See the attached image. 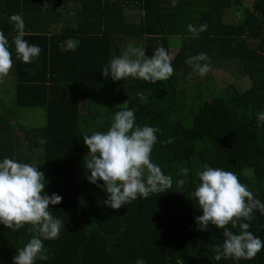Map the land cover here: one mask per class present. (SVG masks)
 <instances>
[{
    "label": "trees",
    "instance_id": "trees-1",
    "mask_svg": "<svg viewBox=\"0 0 264 264\" xmlns=\"http://www.w3.org/2000/svg\"><path fill=\"white\" fill-rule=\"evenodd\" d=\"M228 9H240L236 23L224 22ZM126 12H136L137 20H127ZM13 14L22 16L29 44L42 49L28 65L15 51ZM189 24L208 27L194 38ZM0 31L13 59L3 83L12 80V85L0 87V162L7 157L37 166L45 175V192L63 198L49 211L65 227L58 239L43 241L48 259L37 258L35 264H136L140 259L145 264H264V249L252 260H215L223 230L214 225L198 230L196 217L203 212L193 196L201 183L198 173L208 165L235 173L264 203V121L257 119L264 112V0H253L251 7L243 0H0ZM171 39H179V45L167 81L103 76L102 68L130 44L152 57L161 46L169 52ZM70 40L76 42L73 48ZM200 53L208 55L212 68L234 67L249 87L232 96L215 95L212 88L210 97L207 88L199 93L203 80L214 82L205 76L197 93L186 95L180 82L200 76L186 61ZM175 107L187 112L178 114ZM24 109L44 110V124L14 123V113ZM123 110H133L137 125L159 129L151 159L173 184L114 210L104 203L109 194L103 181L98 187L86 178L90 149L83 135L106 132ZM169 138L172 143H166ZM185 167L186 176L180 171ZM254 215L249 230L264 241V215L258 210ZM29 227L12 231L0 224V264H13L35 235Z\"/></svg>",
    "mask_w": 264,
    "mask_h": 264
},
{
    "label": "clouds",
    "instance_id": "clouds-1",
    "mask_svg": "<svg viewBox=\"0 0 264 264\" xmlns=\"http://www.w3.org/2000/svg\"><path fill=\"white\" fill-rule=\"evenodd\" d=\"M9 20L17 33L13 38L16 54L24 65L31 64L33 59L39 58L42 49L29 44L25 39V22L20 14L11 15ZM73 27L77 25L73 24ZM207 27L206 24L198 28L189 24L188 31L196 38ZM59 47L65 50L64 44ZM171 59L169 52L162 46L154 51L152 57H148L144 48L130 44L127 51L114 57L101 72L105 78L110 74L114 81L131 77L155 84L173 76ZM186 63L200 76L212 70L211 60L206 53L191 56ZM12 68L9 41L4 32L0 31V83L9 76ZM257 119L264 121V112H260ZM158 131L156 127L137 125L133 110H123L115 113L106 132L96 131L83 135L84 143L90 149L84 163L91 175L86 178L98 187L101 186L98 181H103L102 187L109 194L104 203L112 209L119 210L138 198L147 200L150 194L164 193L171 189L172 177L165 175L151 159ZM172 142L171 138L166 141ZM40 143L45 141L41 140ZM180 171L186 176L189 170L185 167ZM198 177L201 183L193 193L203 212L196 217L198 230L207 231L209 225L223 230V244L214 246V259H254L264 249V241L249 230L250 222L256 219V210L264 215V203L255 198L247 185L242 184L233 172L204 165ZM178 183L183 185L184 181ZM45 187V175L37 166L7 157L0 162V224L12 231L29 225V231L35 233L18 250L13 264H35L37 258L47 260L43 241L58 239L61 228L65 227L49 211L50 205L60 204L63 198L55 193L49 196ZM229 225L232 229L238 227L239 233H234ZM136 264L145 262L140 259Z\"/></svg>",
    "mask_w": 264,
    "mask_h": 264
},
{
    "label": "rangeland",
    "instance_id": "rangeland-1",
    "mask_svg": "<svg viewBox=\"0 0 264 264\" xmlns=\"http://www.w3.org/2000/svg\"><path fill=\"white\" fill-rule=\"evenodd\" d=\"M252 1L253 0H243V3L245 6L251 7ZM137 15H136V12H126V18L129 21H136L138 18ZM134 16H135V19H134ZM240 16H241L240 9H238V11H235L233 9H228L224 15V22H227L230 24L236 23ZM170 43L172 45L169 46V54H170L171 58H173L176 51H177V49L174 48V46L178 47L179 39H171ZM227 68L228 69H226V68H223V69L222 68H220V69L219 68H212V70L209 73H207L205 76H207V77L211 76L215 83L214 82H207V84H205L204 80H203L202 81L203 83L201 84L200 87L203 88L204 90H201V92H199V93H202V92L205 93V88H207L208 91L212 88H216L215 89V95L232 96L233 94L244 91L245 89H247L249 87L250 82L246 76H243L242 74H240L232 66L231 67L227 66ZM205 76H197V79H195V78L189 79L188 78L187 80L180 82L179 88L183 89V91H185L186 95L193 96L195 93H197L195 89L198 86V80L200 81ZM9 84L12 85V80H10V82H8V85ZM8 85L3 84L0 87H2V89H6ZM10 88H12V87H10ZM0 92H2V90H0ZM212 94L213 93L210 90L209 96L211 97ZM206 96H207V94H206ZM7 101H9V104H11L9 97H8ZM5 103L8 105L7 102H5ZM116 106H123V103H118V104H116ZM174 112H176L178 114H185L187 112V110L182 109L180 107H175ZM44 116H45L44 110H42V109H33V110L24 109V110H19V111L15 112L14 115L12 116V119H14V123H21V122H24L25 124L26 123L27 124L32 123L31 124L32 127H36V126L40 127L44 124V120H45ZM191 162H192L191 163L192 167H194L196 169L198 167L199 163H198V159L195 155H192Z\"/></svg>",
    "mask_w": 264,
    "mask_h": 264
},
{
    "label": "crops",
    "instance_id": "crops-1",
    "mask_svg": "<svg viewBox=\"0 0 264 264\" xmlns=\"http://www.w3.org/2000/svg\"><path fill=\"white\" fill-rule=\"evenodd\" d=\"M75 44H76V42H74V41H72V40H70L69 42H68V45H69V47L71 48H73L74 46H75ZM177 47V46H176ZM174 48H175V46H174ZM177 49V48H176ZM4 83V82H3ZM3 83H1L0 84V86H2L3 85Z\"/></svg>",
    "mask_w": 264,
    "mask_h": 264
}]
</instances>
